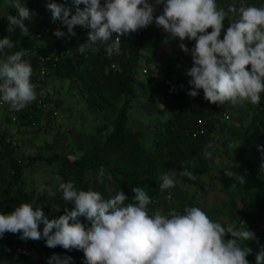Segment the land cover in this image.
<instances>
[{"label": "clouds", "instance_id": "1", "mask_svg": "<svg viewBox=\"0 0 264 264\" xmlns=\"http://www.w3.org/2000/svg\"><path fill=\"white\" fill-rule=\"evenodd\" d=\"M5 3L16 12L7 16L8 30L18 27L21 35L36 39L24 23L32 21L36 13L24 0ZM72 4L76 6L74 14L65 4L50 2L47 8L52 22L59 21L67 28V33L54 31L57 38L75 36L77 25L90 29L87 41L76 49L82 56L88 50L99 51L97 45H104L109 58L118 56L121 37L155 23L169 40L178 38V47L191 54L193 65L186 72L191 77L189 96L195 98L203 90L204 99L219 107L225 103H260L264 93V6L247 5L244 0L239 7L230 4L227 9L216 0H72ZM157 5L163 6L160 15H154ZM226 18L229 27L220 39ZM209 28L211 32L207 31ZM185 39L195 41L191 50L183 43ZM15 47L9 36L0 39V104L19 112L37 97L31 81L33 67L24 59L26 50L6 51ZM214 151L215 146L208 143L203 157L220 164ZM178 174L192 181L198 179L183 161ZM223 174L234 180L233 188L247 183L244 175L231 168H224ZM97 180L105 186L109 198L105 199L99 191L79 190L73 182H61L57 191L63 201L73 205L71 210L65 208L59 218L49 219L43 207L21 203L9 214L0 213V238L6 233L20 234L25 241L44 238L49 248L82 250L84 264H249L246 257L253 250L244 242L255 241L259 245L253 231L235 225L225 228L199 207H185L183 214L176 210L167 215L159 210L150 214L151 197L140 186L132 188L133 202L125 204L128 197L122 190L111 195L112 176L103 167ZM161 181L162 191L172 189L177 184V173H165ZM38 192L56 195L45 185ZM82 217L87 223L81 222ZM227 235L231 238L226 239ZM71 260L70 256L53 254L48 264H70ZM255 261L264 264V245H259Z\"/></svg>", "mask_w": 264, "mask_h": 264}, {"label": "rangeland", "instance_id": "2", "mask_svg": "<svg viewBox=\"0 0 264 264\" xmlns=\"http://www.w3.org/2000/svg\"><path fill=\"white\" fill-rule=\"evenodd\" d=\"M34 1L49 0H24V3L27 5L28 2ZM60 2L66 5L68 1L60 0ZM216 2L227 9L230 4L239 7L241 0H216ZM244 3L257 7L264 6V0H244ZM75 11L73 10L72 13L74 14ZM162 11L163 6L157 5L154 15H160ZM9 14L16 15V12L6 5L5 0H0V38L3 34L13 39L19 33L17 27L13 31L8 30ZM57 25L62 26L58 21ZM228 27L229 21L226 18L220 39H223ZM65 31L67 33V30ZM74 31L76 34H88L90 29L77 25ZM207 31L211 32V28ZM169 39L162 28H158L155 23L150 25L149 34L145 36L137 58L131 90L128 95L121 97L112 110L101 112L89 108L86 87L78 76L54 77L45 84L42 97L48 99L47 106L54 104L59 110L56 117L51 115V111L46 110L42 114L38 113L39 118L35 123L27 124L24 119L12 120L8 110H0V136L6 134V142L14 148V157L21 164L30 162L23 170V180L27 189L25 191L28 196L25 203L43 198L52 202L54 209L64 203L67 204L63 201L62 194L57 191L61 183L58 174L60 167L57 164L40 161L38 157L59 153L70 159H78L86 153L93 154L91 140L96 139L98 144L103 146L120 115L131 131L143 134L141 141L146 148L151 151L156 150L161 136L165 134V124L172 117V111L168 101L160 98L164 94L160 88L161 83L159 90L154 92L148 80L158 79L159 82L166 81L168 86L191 90L188 83L191 77L186 75L193 65L191 54L190 52L186 54L178 47L181 42L178 38ZM183 43L189 50L195 45V41L187 39ZM201 92L202 90L199 94ZM209 106L212 113L209 118L214 123V127L207 136L208 141L205 146L208 143L215 146L214 156L220 158V164L213 163L211 172L198 174L196 157L191 154L192 140L188 133H184L183 141L186 148L184 152L175 149L164 151L169 173H177V184L172 189L161 191L154 200V212L159 210L167 215L169 211L176 210L183 214L185 207H199L211 220L219 222L223 227L235 225L248 228L257 238L264 240V211L260 207L264 198V167H262L264 144L250 142L246 138L247 127L257 111V105H252L250 102H245L243 105L225 103L221 111H215L212 105ZM222 113L228 114L229 119H220ZM214 114L217 118L213 117ZM49 146L53 149H47ZM182 161L184 167L197 175L196 181L179 176ZM237 164L239 167L236 166ZM224 168H231L244 175L247 183L237 184L233 188L234 180L224 176ZM87 176L93 180L92 190L106 196L108 192L105 191V186L98 183V173L91 170ZM41 185L51 188L56 195L52 197L47 192L39 194L38 189ZM2 192L4 196L10 194V190L6 188H2ZM40 227L43 228V224ZM230 238V235L226 236V239ZM244 243L253 247L255 241ZM28 254L37 259L33 251H28Z\"/></svg>", "mask_w": 264, "mask_h": 264}, {"label": "trees", "instance_id": "3", "mask_svg": "<svg viewBox=\"0 0 264 264\" xmlns=\"http://www.w3.org/2000/svg\"><path fill=\"white\" fill-rule=\"evenodd\" d=\"M67 1L66 6L70 7L72 11L76 10L72 0ZM50 2L61 4L60 0H49L48 2H28L26 5L36 15L32 21L25 20V22L39 31L43 38L55 37L53 33L57 29L65 33L67 30L66 26L59 27L57 22H52L51 12L47 8V4ZM153 2L154 0H149V3ZM79 7L83 9L85 6L81 4ZM149 31L150 26L127 37H121V54L113 55L110 58L104 50V45H97L99 51L88 50L83 56L77 52L78 46L87 41V34L78 33L70 38L63 37L64 41L61 42L57 50L67 47V49L75 52L72 57L59 64L51 75L53 77L78 76L86 87V100L89 108L101 112L112 110L121 97L128 95L131 90L137 58L144 38L149 34ZM4 37L5 35L2 34L0 39ZM25 45H34V42L28 41ZM17 49L18 46L12 50ZM248 67L250 69V66ZM148 83L154 92L159 90V83H161L160 88L164 94L160 98L168 101L172 111V117L164 127V136L159 135L161 138L156 150L151 151L146 148L141 141L143 134L138 131H131L124 124L120 115L103 146H100L96 139L91 140L93 154L86 153L78 159H70L65 155L53 153L46 157H38V159L46 163L57 164L60 167L58 174L61 182H73L77 189L85 191L92 190L94 185L92 178L87 174L91 170L98 173L99 169L103 167L106 174L112 176L111 187L114 191L111 195H115L116 191L120 189L128 197L125 204L132 203L135 195L132 188L140 186L151 197L148 209L149 213L152 214L155 210L154 200L162 191L160 189L161 177L163 174L169 173L164 151L165 149H175L184 152L186 149L183 141L184 133H188L192 140L191 154L196 157L198 163L196 166L197 173L206 174L212 171L214 162L203 157L205 144L208 141L207 136L214 127V123L209 118V115L212 114L209 105H212V109L215 111H221L223 107L206 101L203 90L197 97L193 98L187 94V90L172 85L168 86L166 81L159 82L158 79H149ZM256 109L257 111L247 127L246 138L250 142L264 144V93H261L260 103ZM39 112L38 107L32 102L21 110L18 120L24 119L27 124H33L39 118ZM199 119L205 121L204 132L193 136V132L198 128ZM47 149L52 150L53 148L49 146ZM30 160L32 161L33 158ZM29 164L30 162L23 165L14 157V148L7 144L6 134H1L0 213L9 214L14 211L15 207L25 203L28 199L23 180V170ZM3 165L6 167L3 168ZM2 188L9 189L10 194L4 196ZM109 195L107 193L104 198H109ZM29 203L34 208L43 207V211L49 219L59 218L64 214L65 208L71 210L73 207L71 203H64L59 208L54 209L53 203L43 198H36ZM260 207L264 211V198H262ZM81 222L87 223L83 217ZM39 230L42 232L43 228L39 226ZM258 240L259 245H264L263 239L258 238ZM259 245L255 242L254 246L251 247L252 254L246 257L249 264H256L255 256L259 251ZM28 251H33L37 255V259L32 258ZM53 254L61 257H72L70 264H84L82 250L72 249L69 251L60 246L49 248L46 246L44 238L38 241H25L20 239V234L11 233H6L0 238V264H48V260Z\"/></svg>", "mask_w": 264, "mask_h": 264}, {"label": "built area", "instance_id": "4", "mask_svg": "<svg viewBox=\"0 0 264 264\" xmlns=\"http://www.w3.org/2000/svg\"><path fill=\"white\" fill-rule=\"evenodd\" d=\"M26 26L29 28V32L32 37L36 39H30L29 36H23L20 33L19 28L17 27L18 34L14 36L12 41L16 43L18 46L17 50H7L9 53H13L15 51H24L26 50V55L24 57L25 60L30 61L33 67V73L31 76V81L35 84V92H36V100L33 103L40 110V114L44 113L46 110L51 111L52 116H57L59 110L54 106V104H48L47 100L42 97L43 88L47 83V80L50 78H54L51 74L54 69L64 62L67 58L72 57L75 51H71L67 49V47L57 50L58 46L63 42V38H43L42 34L37 31L34 27L24 22ZM115 37V35H113ZM28 41L34 42V45L26 46L25 43ZM113 67V66H112ZM0 110H8L11 114L12 120H17L19 118V114L21 111H13L10 110L9 105L0 104ZM214 118H217L216 114L213 115ZM220 119L228 120L229 115L226 113H222L220 115ZM204 119L198 120V128L193 132V136L198 134H202L204 132Z\"/></svg>", "mask_w": 264, "mask_h": 264}, {"label": "crops", "instance_id": "5", "mask_svg": "<svg viewBox=\"0 0 264 264\" xmlns=\"http://www.w3.org/2000/svg\"><path fill=\"white\" fill-rule=\"evenodd\" d=\"M50 79H51V78H50ZM50 79H49V80H50ZM52 79H53V78H52ZM47 82H48V80H47Z\"/></svg>", "mask_w": 264, "mask_h": 264}]
</instances>
